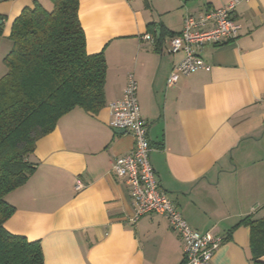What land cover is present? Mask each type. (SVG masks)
<instances>
[{
    "label": "crops",
    "instance_id": "0c3cea01",
    "mask_svg": "<svg viewBox=\"0 0 264 264\" xmlns=\"http://www.w3.org/2000/svg\"><path fill=\"white\" fill-rule=\"evenodd\" d=\"M231 1L78 0L86 51L106 61L105 105L61 117L36 143L33 174L5 197L15 210L5 229L38 241L44 264L183 262L182 241L162 216L128 222L129 191L110 172L133 146L130 134L109 126L108 105L122 97L128 75L138 85L160 189L193 230L224 237L211 264H264V256L252 259L250 229L240 224L264 217V0H237L238 37L204 46L198 54L207 69L167 86L182 54H170L166 44L184 15ZM35 4L52 8L49 0H0V79L12 23Z\"/></svg>",
    "mask_w": 264,
    "mask_h": 264
},
{
    "label": "trees",
    "instance_id": "16d2710c",
    "mask_svg": "<svg viewBox=\"0 0 264 264\" xmlns=\"http://www.w3.org/2000/svg\"><path fill=\"white\" fill-rule=\"evenodd\" d=\"M35 4L13 21L11 49L0 79V264H44L38 241L10 234L14 208L5 197L26 183L36 143L52 133L61 117L79 108L90 114L105 105L106 61L89 55L78 19V0ZM250 229L252 259L264 256V217L240 221Z\"/></svg>",
    "mask_w": 264,
    "mask_h": 264
},
{
    "label": "built area",
    "instance_id": "2783aa9c",
    "mask_svg": "<svg viewBox=\"0 0 264 264\" xmlns=\"http://www.w3.org/2000/svg\"><path fill=\"white\" fill-rule=\"evenodd\" d=\"M237 3V0H232L227 6L209 10L198 17L189 13L184 15L181 31L166 44L170 54H182V59L173 66L167 78L168 87L174 86L182 77L207 69L198 54L204 46H220L238 37L241 27L233 18ZM143 38L150 39L149 36ZM137 90L135 78L128 75L122 97L108 105L111 117L109 126L130 134L133 140L131 151L115 158L110 165V172L123 180L129 191L132 214L128 222L136 224L149 214L162 216L182 241V264H211L212 256L224 237L193 230L160 189L150 163L151 147L147 125L139 114ZM81 188L82 185L76 182L75 190Z\"/></svg>",
    "mask_w": 264,
    "mask_h": 264
},
{
    "label": "water",
    "instance_id": "95a60500",
    "mask_svg": "<svg viewBox=\"0 0 264 264\" xmlns=\"http://www.w3.org/2000/svg\"><path fill=\"white\" fill-rule=\"evenodd\" d=\"M114 133H116V134H124V131H122V130H114Z\"/></svg>",
    "mask_w": 264,
    "mask_h": 264
}]
</instances>
